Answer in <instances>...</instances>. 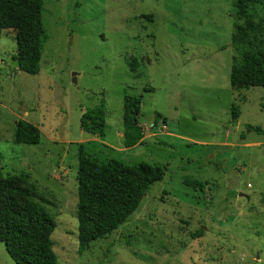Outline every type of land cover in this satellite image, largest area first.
<instances>
[{
  "label": "rangeland",
  "instance_id": "obj_1",
  "mask_svg": "<svg viewBox=\"0 0 264 264\" xmlns=\"http://www.w3.org/2000/svg\"><path fill=\"white\" fill-rule=\"evenodd\" d=\"M234 2L44 0L36 75L18 68L15 32L0 30V176H18L54 218L58 264H264V88L230 86L240 59ZM249 11L256 46L264 0ZM125 96H142L144 137L130 149L122 139ZM101 105L106 128L98 138L80 130V117ZM19 120L39 128V144L15 143ZM79 146L100 163L165 170L126 222L83 252ZM0 264H16L2 244Z\"/></svg>",
  "mask_w": 264,
  "mask_h": 264
},
{
  "label": "trees",
  "instance_id": "obj_2",
  "mask_svg": "<svg viewBox=\"0 0 264 264\" xmlns=\"http://www.w3.org/2000/svg\"><path fill=\"white\" fill-rule=\"evenodd\" d=\"M44 0H0V30L15 32L16 62L20 71L36 75L40 69ZM254 0H235V32L232 46L239 51V61L232 64L229 82L234 91L249 87L264 88V40L254 46L255 18L249 7ZM252 38V39H251ZM243 46L245 50H240ZM152 89H145V92ZM142 96L123 100L122 139L125 149L139 145L144 137L139 123ZM231 118L237 121L238 107L232 106ZM157 115L156 117H158ZM106 113L98 106L82 112L80 130L104 137ZM247 132L261 134L259 127L246 126ZM243 139L244 137L241 136ZM17 144L37 145L39 128L24 120L15 124ZM165 170L140 162L126 165L117 159L100 163L90 158L82 146L78 149L77 206L78 248L83 252L91 243L114 233L140 205L150 186L161 182ZM32 189L23 185L18 176H0V244L16 264H58L51 235L56 228L47 209L33 199ZM201 231L194 233L196 239Z\"/></svg>",
  "mask_w": 264,
  "mask_h": 264
},
{
  "label": "water",
  "instance_id": "obj_3",
  "mask_svg": "<svg viewBox=\"0 0 264 264\" xmlns=\"http://www.w3.org/2000/svg\"><path fill=\"white\" fill-rule=\"evenodd\" d=\"M72 81H73V82H75V79H74V78H72Z\"/></svg>",
  "mask_w": 264,
  "mask_h": 264
}]
</instances>
